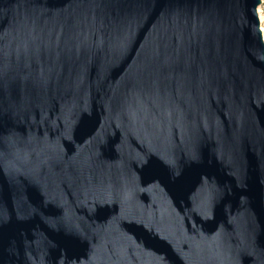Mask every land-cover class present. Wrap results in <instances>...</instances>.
<instances>
[{
  "label": "water",
  "instance_id": "water-1",
  "mask_svg": "<svg viewBox=\"0 0 264 264\" xmlns=\"http://www.w3.org/2000/svg\"><path fill=\"white\" fill-rule=\"evenodd\" d=\"M262 0H0V264H264Z\"/></svg>",
  "mask_w": 264,
  "mask_h": 264
},
{
  "label": "rangeland",
  "instance_id": "rangeland-1",
  "mask_svg": "<svg viewBox=\"0 0 264 264\" xmlns=\"http://www.w3.org/2000/svg\"><path fill=\"white\" fill-rule=\"evenodd\" d=\"M258 13L261 21V28L264 36V0H262V3L258 7Z\"/></svg>",
  "mask_w": 264,
  "mask_h": 264
}]
</instances>
